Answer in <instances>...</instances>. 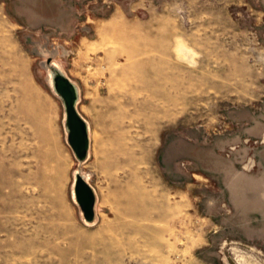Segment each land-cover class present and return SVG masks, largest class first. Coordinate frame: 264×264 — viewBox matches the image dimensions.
Returning a JSON list of instances; mask_svg holds the SVG:
<instances>
[{
    "label": "rangeland",
    "instance_id": "1",
    "mask_svg": "<svg viewBox=\"0 0 264 264\" xmlns=\"http://www.w3.org/2000/svg\"><path fill=\"white\" fill-rule=\"evenodd\" d=\"M0 264H264V0H0Z\"/></svg>",
    "mask_w": 264,
    "mask_h": 264
},
{
    "label": "water",
    "instance_id": "2",
    "mask_svg": "<svg viewBox=\"0 0 264 264\" xmlns=\"http://www.w3.org/2000/svg\"><path fill=\"white\" fill-rule=\"evenodd\" d=\"M47 64L51 68L53 89L64 103L67 141L78 161L82 163L89 156L90 135L88 121L78 109V88L58 65L50 59ZM73 194L84 220L93 223L96 219V190L81 172L75 174Z\"/></svg>",
    "mask_w": 264,
    "mask_h": 264
},
{
    "label": "bare ground",
    "instance_id": "3",
    "mask_svg": "<svg viewBox=\"0 0 264 264\" xmlns=\"http://www.w3.org/2000/svg\"><path fill=\"white\" fill-rule=\"evenodd\" d=\"M89 135H90V128H89ZM90 146H91V142H90ZM88 179V177H86ZM89 180V179H88ZM96 199H97V195H96ZM86 222V221H85ZM87 224H90L88 222H86Z\"/></svg>",
    "mask_w": 264,
    "mask_h": 264
}]
</instances>
